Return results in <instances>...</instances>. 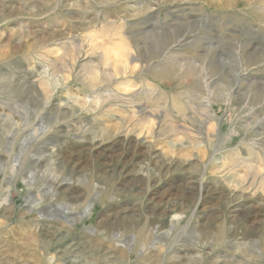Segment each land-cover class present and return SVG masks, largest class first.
<instances>
[{
  "label": "rangeland",
  "instance_id": "1",
  "mask_svg": "<svg viewBox=\"0 0 264 264\" xmlns=\"http://www.w3.org/2000/svg\"><path fill=\"white\" fill-rule=\"evenodd\" d=\"M0 264H264V0H0Z\"/></svg>",
  "mask_w": 264,
  "mask_h": 264
},
{
  "label": "bare ground",
  "instance_id": "2",
  "mask_svg": "<svg viewBox=\"0 0 264 264\" xmlns=\"http://www.w3.org/2000/svg\"><path fill=\"white\" fill-rule=\"evenodd\" d=\"M209 85V84H208ZM39 86V85H38ZM44 90V89H43ZM209 99H207V102L209 103L206 107H210V93H209ZM210 110V109H209ZM199 112V111H198ZM210 114H211V112H210ZM205 119V118H204ZM201 134V133H200ZM12 169H13V167H12ZM29 180L27 181V183H29V182H31L33 179H34V176L33 175H29V177H27ZM27 183H26V185H27ZM196 184V183H195ZM196 186V185H195ZM192 188V187H191ZM198 188H200V187H198V186H196V189L198 190ZM195 189V190H196ZM200 190V189H199ZM5 198V197H4ZM7 198V197H6ZM6 198H5V201H6ZM37 205V204H36ZM35 207V206H34ZM44 208H47V207H44ZM28 210V209H27ZM35 210L36 209H34V210H32V211H34L35 212ZM86 212H89V209L87 208L86 209ZM36 213V212H35ZM63 217L66 219L67 217H68V214L67 213H65V214H63ZM175 220V219H174ZM176 220H178V218L176 217Z\"/></svg>",
  "mask_w": 264,
  "mask_h": 264
}]
</instances>
